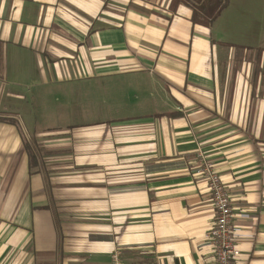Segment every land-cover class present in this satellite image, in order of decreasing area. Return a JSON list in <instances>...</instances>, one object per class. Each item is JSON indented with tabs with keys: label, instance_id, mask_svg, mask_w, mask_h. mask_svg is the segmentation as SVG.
I'll return each instance as SVG.
<instances>
[{
	"label": "crops",
	"instance_id": "crops-1",
	"mask_svg": "<svg viewBox=\"0 0 264 264\" xmlns=\"http://www.w3.org/2000/svg\"><path fill=\"white\" fill-rule=\"evenodd\" d=\"M192 15L0 0V118L17 124L0 121V264H215L202 160L231 197L235 264H264V0Z\"/></svg>",
	"mask_w": 264,
	"mask_h": 264
},
{
	"label": "built area",
	"instance_id": "built-area-1",
	"mask_svg": "<svg viewBox=\"0 0 264 264\" xmlns=\"http://www.w3.org/2000/svg\"><path fill=\"white\" fill-rule=\"evenodd\" d=\"M198 173L208 182L215 211L213 227L207 234L214 249L215 264H235L239 252L235 242L234 214L230 194L209 162L200 161ZM111 264H123L118 251L113 253Z\"/></svg>",
	"mask_w": 264,
	"mask_h": 264
},
{
	"label": "trees",
	"instance_id": "trees-1",
	"mask_svg": "<svg viewBox=\"0 0 264 264\" xmlns=\"http://www.w3.org/2000/svg\"><path fill=\"white\" fill-rule=\"evenodd\" d=\"M193 10L192 22L194 24L211 27L226 8L228 0H186ZM0 121L10 122L14 125L16 121L0 118Z\"/></svg>",
	"mask_w": 264,
	"mask_h": 264
},
{
	"label": "rangeland",
	"instance_id": "rangeland-1",
	"mask_svg": "<svg viewBox=\"0 0 264 264\" xmlns=\"http://www.w3.org/2000/svg\"><path fill=\"white\" fill-rule=\"evenodd\" d=\"M110 81V80H109ZM108 82V79H106L105 77H100L99 75L97 76H94V77H88V78H85L83 80H79V81H76V85H77V88L80 89V90H87L88 87H94V86H98L100 84H103V83H106ZM98 99V98H96ZM93 101H97V100H94L93 98ZM71 109L72 111H76V113L82 109V106H71L70 108H67V107H61V109ZM27 109L29 112H30V115L32 114V112H35L37 111V108L34 107V106H30L28 108H25ZM90 114H95L94 112H91ZM77 115V114H76ZM98 117L100 115V107H99V110H98V113H97ZM95 114V116H97Z\"/></svg>",
	"mask_w": 264,
	"mask_h": 264
}]
</instances>
